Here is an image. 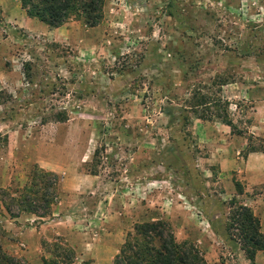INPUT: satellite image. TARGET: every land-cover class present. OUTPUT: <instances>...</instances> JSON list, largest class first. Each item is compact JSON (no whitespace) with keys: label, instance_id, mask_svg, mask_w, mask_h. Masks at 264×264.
<instances>
[{"label":"rangeland","instance_id":"rangeland-1","mask_svg":"<svg viewBox=\"0 0 264 264\" xmlns=\"http://www.w3.org/2000/svg\"><path fill=\"white\" fill-rule=\"evenodd\" d=\"M20 10L18 0H0V69L14 62L22 73L21 88L0 90V119H8L0 120V176L20 189L31 172L39 174L37 169L56 175L57 186L48 189L57 195L51 207L59 202L66 209L76 207L67 213L72 217L58 223L70 243L53 242L60 247L55 253L68 248L74 258L87 259L91 248L86 243H106V233L113 232L110 224L119 234L111 239L122 244L135 223L161 217V205L148 206L144 187H134L137 147L149 148L155 164L176 171L174 151L186 143L182 134L191 132L190 115L212 120L210 112L218 121L232 119L233 107L221 92L227 84L245 82L264 90V0H104L96 26L70 18L59 26L55 41L12 24L20 19ZM205 102L218 109L196 108ZM234 127L233 132L244 130ZM18 135L21 148L12 158L5 139ZM186 147L197 149L192 140ZM197 156L193 153L191 164ZM89 171L96 172L98 181L116 182L115 198L110 193L95 199L99 191L88 193L90 182L84 176H91ZM152 179L145 192L153 202L165 199L168 189L177 191L161 172ZM70 189L76 197L68 198ZM261 192L264 187L252 196ZM4 218L3 250L24 264L50 258L46 250L53 253L52 247L47 243L43 249L42 234H19L18 223ZM36 221L37 231L42 220ZM49 222L48 234L57 227ZM97 253L104 259L101 250Z\"/></svg>","mask_w":264,"mask_h":264},{"label":"crops","instance_id":"crops-1","mask_svg":"<svg viewBox=\"0 0 264 264\" xmlns=\"http://www.w3.org/2000/svg\"><path fill=\"white\" fill-rule=\"evenodd\" d=\"M20 15L21 17L17 21L11 20L12 24L17 23V27H23L34 34L44 35L47 39L53 41L58 38L59 27L49 28L35 19L26 17L22 10H20ZM21 76L22 73L17 70L14 62L10 65V68L0 69V90H4L7 93L18 90L22 86ZM244 76L246 77V75ZM259 86L236 81L222 87L221 92H226V101L229 102L230 107H233V111H230V117H232L230 121L237 128L242 125L241 128L244 129L242 132L230 133V128L222 124L214 116H211L212 120H208V118H201L197 114L190 115V120L186 121L189 123L191 132L183 133L182 137L180 136L182 142L185 139L186 143L180 144L179 148H177L178 150L175 149L174 151L179 163L176 171L172 168H167V166L163 167L155 164L153 159L155 154L149 148L142 151V149L137 147L134 154L137 158L134 165V180L136 181L134 182V187H144L143 200L151 207L154 206V203L161 205L162 208L159 209L160 218L170 224L176 240L193 242L198 250L203 251V257L207 264H221L223 259L226 264H264V251L256 250L253 260H248L238 242L230 238L226 231L227 216L230 211L228 203L234 199L239 200L240 205L250 209L252 215L258 221L259 232L264 230V192L252 196V191L264 187V144L261 152H252L246 154L245 157L243 156L249 136L254 139L264 140V90L257 88ZM213 102L215 101L212 100ZM205 105L210 109L213 107L211 106L212 104ZM198 107L200 109L203 105H199L196 108ZM184 108L188 109L189 107L186 106ZM244 109H247L245 116L241 112ZM196 112L198 113L199 110ZM0 120H3V123L8 121L7 116ZM5 140L6 144L10 143V156L14 158L16 151L21 148L22 138L18 135L16 138L13 137L12 141L10 137H6ZM190 140L194 142L197 149L191 147L187 149L186 144ZM203 148L206 151H203ZM193 153L198 155L195 157L196 163H193L194 165L191 164V160L192 162L194 160L192 157ZM87 158L84 162H86ZM158 172L166 175L168 180L166 182H172L176 186L177 191L168 189V195H166L167 197L165 196V199H163L164 197H160L161 199L156 197L153 202L151 200L152 196L145 191L146 185L152 184L151 182L154 180L152 178ZM84 177L88 178L90 182L88 193L93 194V192L99 191L97 196H92L95 199L100 195L104 199L109 197L114 185H116L115 181H110L109 179H100L98 181V176ZM2 178L3 176H0V188H12L9 177L4 180ZM235 183H238L241 188L240 194L235 192ZM21 186L19 185V187ZM102 190L106 192L102 193ZM67 193L68 198L77 196L71 189ZM114 194L112 193L110 198ZM58 204L60 205V202ZM59 205L55 204L51 208L50 216L42 219L22 213L11 218L1 207L0 223L6 220L4 218L5 214L9 218L8 222L16 221L19 225L18 228L23 229V232L19 234L26 235L34 230L39 236L42 234L41 236L44 239L49 238V240L47 239L48 241L65 242L69 245L67 231L58 229V223L72 217V215L67 213L73 210L72 208L75 209L76 204L67 205V209ZM35 220L38 223L42 220L37 231L33 226ZM47 220L57 226L55 229H51L49 234L45 232V226L48 225L46 223ZM103 222L101 221L100 225H103ZM104 227L106 226L104 225ZM108 227L113 230L111 233H106L109 239L112 236L119 235L117 234L116 225L112 226L110 224ZM108 240L106 243L102 239H99L97 244H94V242L86 243L87 248H91V254H89L87 259L77 255L70 264H74L77 260L78 264H83L84 260L88 264H100L102 261L106 264L110 263L118 251L121 241ZM100 250L104 257L102 260H99L96 256V253Z\"/></svg>","mask_w":264,"mask_h":264},{"label":"trees","instance_id":"trees-1","mask_svg":"<svg viewBox=\"0 0 264 264\" xmlns=\"http://www.w3.org/2000/svg\"><path fill=\"white\" fill-rule=\"evenodd\" d=\"M18 2L26 17L35 19L49 28L59 27L70 18L78 19L85 27L91 28L96 26L102 18L104 0H18ZM205 104L211 103L205 102L202 105L207 106ZM211 106L215 111L218 109L216 105ZM204 108H207L205 109L207 112L211 110L209 107ZM202 113L203 111L200 114ZM209 114L219 118L210 112ZM199 116L201 118L209 117ZM220 121L230 128V133H233L235 127L230 119ZM253 140L258 142L257 147L254 146ZM247 142L243 152L244 157L248 153L263 150V139H254L249 136ZM96 153L97 149H94L93 158ZM34 167L35 165H33ZM37 170L39 174H35L34 171L31 172L20 189L17 187L13 189V186L12 188H0V205L9 217L14 218L21 213L33 215L38 219L50 216L51 206H53L57 195L56 191L49 192L48 189L50 186H57L58 178L52 173L41 169ZM88 174L95 176L96 172L89 171ZM49 177L52 178L51 183L48 180ZM234 187L235 192L240 194L239 184L235 183ZM228 205L230 211L227 216L226 231L230 238L238 242L245 257L252 261L256 250L264 251V230L259 232L257 219L252 215L249 208L240 205L239 200L234 199ZM231 227L235 228L233 235L230 233ZM172 231L170 224L161 218L135 223L132 234H127L126 240L113 256L112 264H207L203 253L196 248L193 242L189 240L177 241ZM53 242L56 241L42 240L43 249H46V245L49 244L53 253L46 250L50 258L42 257L41 263L70 264L74 259L71 249L64 248L61 249L60 254H56L55 252L60 250V247ZM58 243L61 244L59 241ZM0 264L24 263L0 246ZM83 264L88 263L84 261Z\"/></svg>","mask_w":264,"mask_h":264}]
</instances>
